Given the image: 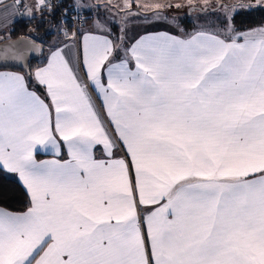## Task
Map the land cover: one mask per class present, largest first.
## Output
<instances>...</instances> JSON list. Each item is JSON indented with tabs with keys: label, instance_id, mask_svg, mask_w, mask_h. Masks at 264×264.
<instances>
[{
	"label": "snow or ice",
	"instance_id": "snow-or-ice-1",
	"mask_svg": "<svg viewBox=\"0 0 264 264\" xmlns=\"http://www.w3.org/2000/svg\"><path fill=\"white\" fill-rule=\"evenodd\" d=\"M133 3L157 17L184 6L122 10ZM185 4L221 9L222 27L127 46L69 25L43 66L0 71V169L29 198L0 208V264H264V26H235L243 2ZM21 7L34 18L54 5L0 0L3 67L43 50L7 30Z\"/></svg>",
	"mask_w": 264,
	"mask_h": 264
},
{
	"label": "trees",
	"instance_id": "trees-1",
	"mask_svg": "<svg viewBox=\"0 0 264 264\" xmlns=\"http://www.w3.org/2000/svg\"><path fill=\"white\" fill-rule=\"evenodd\" d=\"M65 6L68 7L66 0ZM71 8V7H70ZM212 8H209L210 10ZM219 9V8H213ZM189 10V9H188ZM198 10V9H197ZM208 10H202L203 12ZM187 11V10H186ZM184 12L178 17V27L181 30L184 28V33L190 35L198 30H193L190 27L192 21L189 15H193V12ZM47 12V11H46ZM193 13V14H192ZM235 26L240 30H247L250 28H256L264 25V6H252L242 9L238 14L234 16ZM62 24L66 27L70 25L68 21H65L59 15H52L47 12V18L35 19L32 21H20L13 25L10 30L12 39H17L22 36H28L30 34H36L40 41H36L45 47L49 46L56 34H61ZM30 30L31 31L30 33ZM37 37V38H38ZM55 45V44H54ZM40 59L32 60L30 62L31 72L37 67L43 66L46 63V55ZM30 86L38 87L32 79H30ZM28 195L23 186L14 177L10 176L6 171L0 169V208H4L12 212H20L25 210L28 206Z\"/></svg>",
	"mask_w": 264,
	"mask_h": 264
},
{
	"label": "crops",
	"instance_id": "crops-1",
	"mask_svg": "<svg viewBox=\"0 0 264 264\" xmlns=\"http://www.w3.org/2000/svg\"><path fill=\"white\" fill-rule=\"evenodd\" d=\"M65 1V0H64ZM67 4H68V7H71L73 8L74 10H76L77 12H80L82 14H84L85 16V20H84V23L83 25L80 27L81 31L82 32H92L93 34L95 35H107L108 38L110 39H113L115 42H116V36L117 33H116V29H114V25L115 23H111L109 21H103L101 18H99L97 16V13L96 11H92V9H94V6H96V4H94L95 2L96 3H106V0H66ZM143 2H151V0H141V3ZM161 2H164V0H161ZM172 2L175 4V3H181L182 7H180L181 9H183L184 11L190 13V10H192V12H195L193 10H197L198 6H188L185 4V0H172ZM5 3L6 4H9L11 5L12 4V0H5ZM24 3L27 4L28 6L32 7L35 3V0H24ZM244 3V2H243ZM111 4H116V5H119L121 6L123 9V0H112V3ZM245 4V3H244ZM253 7L254 6H257V5H252ZM139 9L140 10H146L142 7H138L136 5V3H133V6L130 10H133V9ZM189 8V10H188ZM169 9H176L175 7H172V8H169ZM128 10V11H130ZM127 11V10H125ZM12 12H15V16H14V19H15V22L14 23H9L8 25V31L11 30V28L13 27L14 24H16L17 22H20V21H32V20H35V19H41L43 17H46L47 18V12L44 11L43 13L40 12L39 10H35L34 9V18L33 17H30L28 14H27V9L26 8H19V9H10V14ZM124 12V10H123ZM23 14V15H21ZM150 14L149 11L146 12V14H140V16H135L136 19L140 18V21L138 22L137 20L135 21L134 20V16L129 18L131 21V23H129V25H126V24H123L121 25V27L123 28L124 27V30L122 32V29L120 30V32L122 33V35L124 36V40H125V44L127 45H131L132 43H134V39H139L140 36H144V35H148V34H156V33H168L169 35H178L180 36L181 38H185L186 36H182V34L180 33V29H176L174 27H171L169 26L170 25V22L174 24H176L178 26V18H173L174 20H169L168 18L164 17V21H159L160 19H162L161 17H157L155 15L154 18H152L151 22H154V24L152 25H155L157 26L156 28L155 27H152L150 30H146L144 29L143 25L147 22L150 21L148 15ZM151 16V14H150ZM154 19V21H153ZM169 20L168 22H166V20ZM100 21L102 24H104V26L108 29L107 32H102V31H99V30H96L95 29V22L96 21ZM161 23H164V24H169V25H166L167 27H163L165 25L162 24V27H158L160 26ZM115 32H114V30ZM137 32V34L135 33ZM61 34H63V32L61 31ZM139 35V36H138ZM119 37V36H118ZM128 41L130 43H128ZM65 43H71L70 41H66L64 36L62 37V42H59V43H55L56 45H59L60 47H63V45ZM127 45V46H128ZM55 46V45H53ZM53 46H51L50 48H52ZM80 46V41L77 42V47ZM50 48H49V51H50ZM67 51V49H65ZM49 51H48V54L47 56L49 55ZM46 56V58H47ZM0 71H13V72H20L22 74H24L23 72L21 71H18V70H0ZM82 71V70H81ZM34 72V70L32 71ZM32 79L33 82L36 84L35 82V79L34 77H29V80ZM38 87L41 88L38 89L37 87L35 86H30L33 90H35L38 94L40 95H44V88L43 86H40L38 84H36ZM96 154L98 157H101L102 156V148H100L98 146L97 150H96ZM118 156H122L124 155L123 152H119L117 153ZM53 156L51 153H45L43 151L39 152L38 155H37V159L38 160H46V159H52ZM64 158H66V148L64 149ZM4 171H6L10 176L14 177L17 181H19V183L23 186L22 182L19 180V177H18V174L16 173H10L8 172L7 170L3 169ZM24 188V186H23ZM25 189V188H24ZM26 190V189H25Z\"/></svg>",
	"mask_w": 264,
	"mask_h": 264
},
{
	"label": "rangeland",
	"instance_id": "rangeland-1",
	"mask_svg": "<svg viewBox=\"0 0 264 264\" xmlns=\"http://www.w3.org/2000/svg\"><path fill=\"white\" fill-rule=\"evenodd\" d=\"M225 3H228V4H233V3H238V2H244L245 4H250V5H256L255 3V0H224ZM96 4V6H94V9H92V11H96L97 13V16L99 18H101L103 21H109L111 23H115L114 25V29H116V33L119 37L122 36V33L120 32L121 29L124 30V27L122 28L121 25L123 24H126V25H129V23H131V21H129L131 17L134 16V20L136 21H140V18L136 19L135 16H140V14H146V12L148 10H140L139 9H133V10H130V12L132 13L131 15L128 14V10L123 12V10L121 9L122 7L119 6V5H116V4H111L110 6L108 7H105V3L101 2V3H94ZM119 6V7H117ZM189 9V8H188ZM198 10H193L195 12H193L192 14L193 15H189V17H191V25L190 27H192L191 29L193 30H206V31H216V30H219L221 27H222V21L224 20L225 18V12L222 11L221 9H210L208 11H202L199 7L197 8ZM244 9V8H243ZM240 11H242V9H236L234 10V12L231 14L233 16H235L236 14H238ZM150 14L148 15L150 21L145 23L143 25L144 29H148L150 30L152 27H157L155 25H152L154 24V22H151L152 18H154V14L152 11H149ZM185 11L181 8H176V9H169V8H165V9H162L160 10V15L159 17H161L162 19H160L159 21H164V17L168 18L169 20H174L173 18H178L182 13H184ZM190 12H192V10H190ZM166 22H168L169 20L165 19ZM154 21V19H153ZM162 24L165 25L163 27H167L166 25H169V24H164V23H161L160 26L158 27H162ZM62 27L61 28H67L64 24L61 25ZM171 27H174L176 29H179V27L173 23L170 22V25ZM264 26V25H263ZM113 29V30H114ZM183 29V32L180 31V33L182 34V36H186V33H184V28L182 27ZM62 31V30H61ZM63 32V31H62ZM115 32V30H114ZM137 34V32H135ZM34 39H36V41H40L39 40V37L37 38L36 37V34H30ZM116 36V42L118 43L119 42V37ZM139 36V35H138ZM62 37H63V34H56V36H54V39L52 40L51 44L49 46L46 47V56L48 54V51H49V48L51 46H53L55 43H59V42H62ZM136 39H134L133 41L135 42ZM128 43H130L128 41ZM56 45V44H55ZM128 45V44H127ZM129 46V45H128ZM121 55H123V53L121 52ZM97 103V107H100L101 105V101L97 100L96 101Z\"/></svg>",
	"mask_w": 264,
	"mask_h": 264
},
{
	"label": "built area",
	"instance_id": "built-area-1",
	"mask_svg": "<svg viewBox=\"0 0 264 264\" xmlns=\"http://www.w3.org/2000/svg\"><path fill=\"white\" fill-rule=\"evenodd\" d=\"M51 3L54 7L50 11V14L59 15L65 21H68L72 26V31H75L83 25L85 20L84 14L77 12L73 8L65 6L64 0H51Z\"/></svg>",
	"mask_w": 264,
	"mask_h": 264
},
{
	"label": "water",
	"instance_id": "water-1",
	"mask_svg": "<svg viewBox=\"0 0 264 264\" xmlns=\"http://www.w3.org/2000/svg\"><path fill=\"white\" fill-rule=\"evenodd\" d=\"M16 40V39H13ZM38 43V42H37ZM40 44V43H38ZM42 45V44H41ZM42 51L41 52H31L27 56V60L25 62H14V61H9L7 67L0 66V70H18L23 72L24 74H27L31 72L30 70V62L32 60L40 59L44 56L45 54V47L42 45Z\"/></svg>",
	"mask_w": 264,
	"mask_h": 264
}]
</instances>
